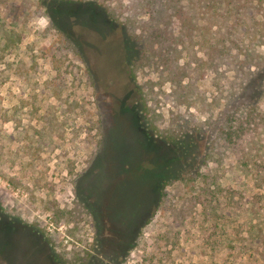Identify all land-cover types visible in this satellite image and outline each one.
Wrapping results in <instances>:
<instances>
[{
    "label": "rangeland",
    "instance_id": "1",
    "mask_svg": "<svg viewBox=\"0 0 264 264\" xmlns=\"http://www.w3.org/2000/svg\"><path fill=\"white\" fill-rule=\"evenodd\" d=\"M173 2L135 0L112 21L105 6L115 0H0V264H264V245L250 231L264 192L232 172L234 156L222 145L203 204L198 184L175 182L120 257L165 162L124 105L125 91L132 107L145 93L165 131L179 113L216 117L231 81L264 77V17L233 29L234 41L251 47L216 70L196 27L172 16ZM125 53L132 64L146 57L128 82ZM183 94L197 107L179 106Z\"/></svg>",
    "mask_w": 264,
    "mask_h": 264
},
{
    "label": "trees",
    "instance_id": "2",
    "mask_svg": "<svg viewBox=\"0 0 264 264\" xmlns=\"http://www.w3.org/2000/svg\"><path fill=\"white\" fill-rule=\"evenodd\" d=\"M115 1L117 6H105L108 8L107 14L112 21H117V12L128 11L130 4L135 0H129L127 5H125V0ZM142 1L146 2L147 0ZM172 1H174L173 7L177 6L172 16L182 24V27H196L202 43L206 47V63L216 70L227 55H231L233 52H237L236 54L240 56L246 55L247 50L251 47V41L246 43L247 39L240 44L234 41L236 34L233 29L248 25L259 16L264 17V0ZM91 20L99 27L110 25L109 21L96 22L92 18ZM219 32H223L220 40L213 41L209 37L211 35L215 37ZM145 59L146 57L143 55L132 64L133 58L126 54L125 75L127 82L128 76L135 75V66ZM249 61L250 57L245 56L243 62L248 63ZM185 69H187L186 66L180 68L181 71ZM262 71L248 75L247 80L231 81L229 92L216 117L207 115L205 121H199L191 118L192 115L189 113H179L172 125L165 131L155 127L145 93L139 94V102L143 106V110L140 111L138 101L133 107L130 106L132 92L124 88L125 95H127L124 105L129 111L136 112L142 136L153 146L154 152L165 158V162L160 165L162 170L155 174V190L142 204L138 215L140 220L137 222L135 231L127 233L123 238L120 257L124 260L128 258L131 250L143 236L144 230L161 210L164 193L169 186L177 181L198 184L197 189L201 193L197 195V202L201 204H203L204 190L213 193L211 189L217 184V181L211 174L209 166L216 160L219 145L227 147L234 156V163L229 167L232 172L243 178L246 184L251 182L254 189H261L264 192V107L261 105L264 95V77L261 76ZM180 102L179 106L184 104L197 107L195 102H189L188 94H183ZM156 131L160 134H157ZM105 137L106 142L108 140V146L105 149L101 147V156L107 157L113 149L108 127ZM187 167L189 170L185 174H180ZM226 193H229L228 190ZM214 198L218 200V197ZM228 199L235 200L233 196ZM240 208L243 207L240 206ZM262 210H264L262 207L253 209V221H256V224L252 225L250 231L255 232L252 237L264 245V218L262 217L264 213ZM110 221L113 223L112 220ZM3 245L4 242L0 239L1 250Z\"/></svg>",
    "mask_w": 264,
    "mask_h": 264
},
{
    "label": "clouds",
    "instance_id": "3",
    "mask_svg": "<svg viewBox=\"0 0 264 264\" xmlns=\"http://www.w3.org/2000/svg\"><path fill=\"white\" fill-rule=\"evenodd\" d=\"M45 21L42 19L41 21H40V23H44Z\"/></svg>",
    "mask_w": 264,
    "mask_h": 264
}]
</instances>
